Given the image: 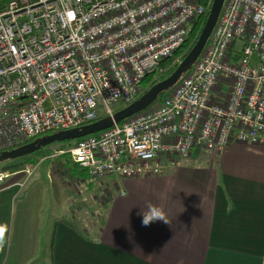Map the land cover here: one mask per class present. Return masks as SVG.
Listing matches in <instances>:
<instances>
[{
    "label": "built area",
    "instance_id": "1",
    "mask_svg": "<svg viewBox=\"0 0 264 264\" xmlns=\"http://www.w3.org/2000/svg\"><path fill=\"white\" fill-rule=\"evenodd\" d=\"M213 2L0 0V153L139 99ZM233 142L264 145V0H225L200 57L155 108L48 157L68 156L92 181L131 179ZM14 174L0 172V185Z\"/></svg>",
    "mask_w": 264,
    "mask_h": 264
},
{
    "label": "crops",
    "instance_id": "2",
    "mask_svg": "<svg viewBox=\"0 0 264 264\" xmlns=\"http://www.w3.org/2000/svg\"><path fill=\"white\" fill-rule=\"evenodd\" d=\"M49 169L43 184L22 169L0 185V264H264V145L195 150L160 175L106 178L86 197L57 188L62 214L45 219V186L61 183ZM149 203L170 224L143 225Z\"/></svg>",
    "mask_w": 264,
    "mask_h": 264
},
{
    "label": "rangeland",
    "instance_id": "3",
    "mask_svg": "<svg viewBox=\"0 0 264 264\" xmlns=\"http://www.w3.org/2000/svg\"><path fill=\"white\" fill-rule=\"evenodd\" d=\"M214 1V0H213ZM202 26H195V27H191V33L189 35V37L191 38V44L194 42V40L197 38L199 32L201 30ZM192 47L190 46V44H188L187 46H185L184 49H182V53H178L176 54L173 58H171L170 60L172 61L170 65H168V67H163L162 69L163 71L158 73L155 77L152 76L148 79V81L146 82V84H144L143 86V92H147L149 91L152 86L156 85L158 82H161L165 79H167L169 77L168 72L169 70H173L174 71L177 69L178 65L183 61V59L185 57H183L185 54L188 55V53L191 51ZM186 55V56H187ZM183 57V58H182ZM184 76V75H183ZM182 76V77H183ZM128 105H124V104H120L114 107V111L115 113L124 109L125 107H127ZM156 107V103L151 106V108H155ZM54 133L48 134V135H52ZM48 135H44L41 136L45 137ZM68 141H63V142H56L52 145H49L47 147H44L42 149H40L39 151L41 152L38 156L35 155V157H33V160H31L30 162H26L29 159H25V157L23 158H18L15 160H10L7 162H3L0 163V171L3 172H14V171H18V170H22V169H26L27 171H31V172H35L34 176L37 177L39 176V172H42L43 177L39 180V182H41V184L45 183V181L47 182V169L50 167V171L54 169H57L58 172L61 174L59 176V180H61V183H59L58 185H53L52 183L48 186H45L46 189V207H45V219L48 217L49 219H51V214L52 211L56 212L54 215L56 216L55 218H57L58 216H60V214H62V205L63 203L65 204V197H64V202H63V197L60 199V196L57 195V188H59L60 193L65 190V191H74L75 193L79 192L77 194V197H83L85 196L86 192L88 189H93L95 188V190H97L98 188H100V181H91V179H87L85 182L82 179H77L74 178L73 175L74 173L78 174V175H83L86 174V170L74 165L70 158L68 156H58L55 157L53 159L50 160H46V158L48 156H50V154L58 152L60 150H63L67 147V143ZM37 151V152H39ZM30 158V157H29ZM26 162V163H25ZM40 167V168H39ZM37 168V169H35ZM85 177H87V175H85ZM39 178V177H38ZM67 178V179H66ZM58 182V181H57ZM62 189V190H61ZM86 197V196H85ZM82 201V198H81ZM100 201L96 202L94 201V203L98 204ZM58 206L60 208H58ZM98 213V211H96ZM98 215V214H96ZM100 222H101V218L98 219V226L100 227ZM49 264V262H48Z\"/></svg>",
    "mask_w": 264,
    "mask_h": 264
},
{
    "label": "water",
    "instance_id": "4",
    "mask_svg": "<svg viewBox=\"0 0 264 264\" xmlns=\"http://www.w3.org/2000/svg\"><path fill=\"white\" fill-rule=\"evenodd\" d=\"M225 0H214L206 23L195 45L178 65L177 69L165 80L158 82L156 85L142 95L139 99L116 112L113 116H108L97 120L94 123L68 130L54 133L42 138H38L21 147L4 151L0 153V163L23 158L34 154L40 149L52 145L56 142L75 141L90 135L98 134L110 129L115 124H119L127 119L149 109L157 101L158 97L174 87L182 78V76L192 67L196 60L200 57L204 47L206 46L220 16Z\"/></svg>",
    "mask_w": 264,
    "mask_h": 264
},
{
    "label": "clouds",
    "instance_id": "5",
    "mask_svg": "<svg viewBox=\"0 0 264 264\" xmlns=\"http://www.w3.org/2000/svg\"><path fill=\"white\" fill-rule=\"evenodd\" d=\"M138 215L142 216V224L147 226L153 221L162 220L169 223L162 205L149 203L145 208H140ZM196 218H194L193 223ZM170 224V223H169ZM8 232V225L0 224V245L5 243L6 233Z\"/></svg>",
    "mask_w": 264,
    "mask_h": 264
},
{
    "label": "trees",
    "instance_id": "6",
    "mask_svg": "<svg viewBox=\"0 0 264 264\" xmlns=\"http://www.w3.org/2000/svg\"><path fill=\"white\" fill-rule=\"evenodd\" d=\"M5 1V0H4ZM3 3V2H2ZM207 18L208 17H201V18H199V20L193 25V27H195V26H202V28H201V30L203 29V27H204V25H205V23H206V20H207ZM200 34H201V31L199 32V34H198V36H197V38L194 40V42L191 44V41H190V37L188 38V40L186 41V43L184 44V46L176 53V54H178L179 52L180 53H182V49H184L185 48V46H187L188 44H190V46L193 48V46L195 45V43H196V41L198 40V38H199V36H200ZM186 55L187 54H185L183 57H186ZM182 57V58H183ZM171 60L169 59V60H166V61H164L163 63H162V66L163 67H168V65H170L171 64ZM174 72V69L173 70H169V72H168V75L170 76L172 73ZM150 78V77H149ZM149 78H147V80H145V82H144V84H146V82L148 81V79ZM168 92V91H167ZM167 92H164L163 94H161L159 97H158V99H157V101L155 102V103H157V102H159V101H161L162 100V98L167 94ZM145 94V92L142 94V95H144ZM141 95V96H142ZM154 103V104H155ZM73 141H68L67 143H72ZM41 151V150H40ZM35 152L34 154H32V155H29V156H26V157H30V159H32L33 157H35V155L36 156H38L41 152ZM37 153H39V154H37ZM41 155V154H40ZM33 160V159H32ZM31 160H27L26 162H30ZM25 162V163H26Z\"/></svg>",
    "mask_w": 264,
    "mask_h": 264
},
{
    "label": "snow or ice",
    "instance_id": "7",
    "mask_svg": "<svg viewBox=\"0 0 264 264\" xmlns=\"http://www.w3.org/2000/svg\"><path fill=\"white\" fill-rule=\"evenodd\" d=\"M71 15V14H70Z\"/></svg>",
    "mask_w": 264,
    "mask_h": 264
}]
</instances>
